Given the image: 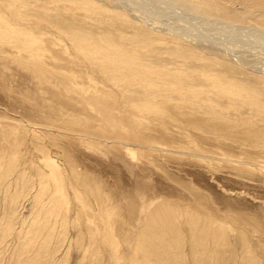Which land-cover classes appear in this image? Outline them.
I'll return each mask as SVG.
<instances>
[{"label":"rangeland","instance_id":"374dc122","mask_svg":"<svg viewBox=\"0 0 264 264\" xmlns=\"http://www.w3.org/2000/svg\"><path fill=\"white\" fill-rule=\"evenodd\" d=\"M105 1L108 2V0H0V15H2L5 20L2 24L6 25L9 20V23L12 22V27H15L14 30L17 32H35L34 34L42 40L41 46L43 54L41 62L44 61L43 64H40V68H36L31 64L32 56L28 51L0 40L1 154H5L6 158L10 154H16L15 158L17 159L16 163L18 162V169L20 171L28 169L29 172L31 171L30 175L32 174V177L35 178L34 174L39 175V167L35 164L37 157L35 158L36 151L32 148L35 145L33 143L31 129L34 127V129L38 128L41 130L42 133L36 134L41 137V140L37 142L39 147L37 151H41V149L45 147V155H50L53 159L60 161L61 170L68 187L71 186V180L73 179L70 167L75 164L78 165L81 171L87 172L88 181L92 183L99 182L106 191L110 192L115 197L120 207V214L117 216L116 231L118 230L117 235L123 241L122 249L128 248L135 238L137 239L135 236L143 229L141 222L148 206L151 207L160 205L161 203H168L176 205L184 211L183 214L186 216L182 219L185 225H187L185 222L189 218V216H187L189 212H199L202 219H205L207 216H212L215 220L227 221V225H230L228 230L231 231V240L237 246H239L240 238H238L239 233L233 229V225H252V227L255 228L254 230L257 229V232L252 230L250 234L253 232L251 235L253 236L255 244H257L258 247L261 246L259 250L263 257L264 179L256 175H243L239 171L231 168L225 161L216 159L224 155V152L211 143L208 144V142H203V138L200 137V135L214 136V134L212 135L201 131L202 134L199 133V136L191 137V134H195V131H185L179 119L170 117V113L176 111L180 101H186L190 105L195 106L199 113L201 107L205 108L207 112L211 109H215L231 118L246 121L251 124L250 126L254 127L256 130L258 129L259 132L264 134V113H261L259 110L261 103L263 104L262 106H264V78L260 76L261 72L259 73V71H254L251 68H254V66L258 68L264 65V58H261V60L258 56H252L255 55L254 49H259V51L256 49L258 53L264 50V0H180L181 3L179 0H172V2L177 3L180 7L186 8L191 14L205 19H212L213 25H216L214 21L217 23L220 22L219 25L213 26L217 29L221 28L220 25L222 23H225V25L230 23L235 27L225 29L226 31L224 34H221L222 36L217 39L213 38V40V36L208 39L210 35H208L209 33L207 32V34L205 33V29L202 28L204 26L201 22H199V24L197 19L190 16V14L188 15L191 21L185 19L188 18L186 15L187 13L184 12L186 15L185 17V15L181 13V9L179 8L180 10L178 11L175 5V9L173 7L171 9V6L167 5L162 8V6L159 7L155 2H152L160 8L156 7L159 9V12L154 4L151 5L152 3H149L148 11H145V9H142V12L137 11V14L145 18L149 17V19H146L147 21H155V25L165 28L168 25L172 29L173 27L180 29H183V27L185 29L186 27L190 29L191 32L194 30L193 32H198V34L202 35L201 37L205 36V43H210L215 45V47L219 45L222 49H224V46L229 47V49H227V51L230 50L229 54L233 53L237 55L245 53L244 55L248 56L249 59L252 57V59H250V64L252 63L251 67H248V64L243 63L242 60L236 59L239 55L236 58L231 55L232 59L218 55L216 62H213L214 64L210 59L204 60L207 54L204 53V56L203 53H201L202 51L193 52L192 49L189 50L188 47L185 48L183 45L186 43L190 48H193L195 47L193 42H187L171 34H160L158 30H155L156 33L150 31L143 32L142 30L145 28V25L149 26L151 22L148 23L145 20V22L137 21V23L132 17H120L122 16L121 12H116L117 10L112 9ZM166 7H169L168 10ZM151 8L153 11L150 10ZM165 10L168 12H165ZM173 10L174 12L175 10L178 11V14L180 13L181 16L172 15L174 13ZM156 11L157 14H160L154 16ZM37 13H39L38 15H40V13L42 15L46 13V18L43 19L44 14L42 19H40ZM23 14H26L24 18H28L20 21L21 18L19 17ZM12 16H17L16 18L19 21L16 19L14 20ZM151 17L155 18L153 19ZM177 17L180 18V20ZM50 18H52L53 21H56L54 19H58V21L66 20V22L83 29L85 32L86 30H88L87 32L90 34L93 32L91 36H94V38L87 36V39L93 42L95 41L96 43L98 42L96 49L98 54L97 58L91 52L86 51L87 53L85 54L76 49L77 47L74 46V43H71L73 42L71 41L73 40L72 37L56 29L50 23ZM183 19L185 21L184 23ZM158 20L161 22L157 23L156 21ZM194 20L196 21L194 22ZM13 21L14 23L16 21L17 25L16 23L14 25ZM173 21L175 22L173 23ZM22 22H25V25ZM32 22L34 23L32 24ZM26 23L28 28L26 27ZM28 23L32 25L29 27ZM37 23L39 26L35 25ZM195 23H198L196 28L194 27ZM18 24H20L19 27ZM205 26L208 28L211 27ZM39 31H44V34L42 35ZM256 31L257 37L258 35L260 37L259 39L254 36L256 35ZM136 33L142 35L146 33L147 36L154 39L160 37L163 41L157 43L152 42L147 48L140 49L135 46L134 41L133 44L131 43V38L133 37L131 35H135ZM119 34H122L124 37H121ZM261 35L263 39H261ZM244 36H246V38ZM206 37L208 40H206ZM24 38L25 37L21 35L17 40L21 41ZM249 38L252 40L255 38L258 42L254 40L252 43V40L250 41ZM108 39H110V41ZM201 40H203V38H201ZM215 40L220 42V44ZM246 40L249 41V44ZM235 41L240 45L242 44L241 47L238 45L236 48L237 44L234 43ZM99 42L103 44L100 46ZM162 42L164 44H162ZM243 42L245 44H243ZM255 42H257L256 44L261 42V44H259V46L257 45V47ZM233 43L235 45L234 49L238 51H233ZM116 44L118 47L121 46L125 49V51H128V49H130L129 51L131 52L135 50L138 51L136 54L139 55L141 61L145 60L143 62L146 63L150 60L159 65L161 69L173 71L179 68L182 71L186 69V71L195 78L194 83L196 85V90H189L186 86H181L176 90L172 89V91L171 86L167 82L165 86L155 88L153 87L154 81H157L156 83L160 86L163 84V80L155 79L154 77L148 80L150 81L152 79V84H148V82L145 84L144 80L135 82L134 78L131 76L129 79L123 80L126 70H124V73L118 74L119 71L114 69L112 65L113 62H111V66L103 64V54L101 51H116ZM251 45L256 46V48ZM112 46L113 49L111 48ZM100 47L103 48L101 49ZM175 48H177V50ZM9 52L12 55H10ZM196 53L198 57L194 56ZM202 57L203 59H201ZM219 60L221 61L220 64L217 63ZM101 65L105 66L102 67L103 70ZM110 69L111 71H109ZM199 71L203 72L202 74H209L214 79L221 78L219 81L220 85L219 83L217 84L216 81L213 82L212 80L205 79ZM207 71H209V73ZM231 73V77L237 82L249 84L251 87H254L256 91L258 90L257 92H260L259 106L257 108L254 106L252 107V104L250 105L244 101L242 106L240 104L242 100H234L229 96L230 93H227L224 88H222L224 86L223 83L226 82L223 80L225 78H231L228 76ZM142 75L146 76L147 74L142 73ZM115 76L118 77L116 78ZM120 77H122L121 81H119ZM115 78L116 80H114ZM237 79H239V81ZM122 81L124 82L122 83ZM222 90L224 92H222ZM230 99H232V101ZM168 100H170V102L167 104ZM145 102L147 104H153V102L155 104H164L163 106L165 108L167 107L166 109L168 110L167 120L154 119L152 114L149 115V112L142 111V106L146 104ZM244 103H247L249 107ZM139 108L141 109L139 110ZM151 108L153 112V106ZM183 110L188 111L189 108L185 106ZM140 115L150 117L151 119L153 118V121L147 120L146 126H143L140 124L138 118ZM17 123L18 125L16 126ZM148 123L158 128H162L161 125L165 124L173 129L174 132H172L174 136L169 135L171 137L166 138L162 135L154 138L153 133L156 134V132H154L155 130L149 129ZM31 125L34 126L32 127ZM15 126L17 128L19 127L18 129L20 131ZM256 126L260 128H256ZM27 128L28 130H26ZM177 131H181V134ZM85 135L102 137V150H96L86 145L83 142L84 139L86 141L91 137L87 138ZM193 138L196 139V141H191ZM158 142L159 145L157 144ZM153 146H164L169 150L162 151L161 149L158 151ZM172 149L175 152H173ZM179 149H184L185 153L210 155L215 159L211 162L199 156L194 157L183 153L181 155V153H176ZM134 150H137V152ZM166 151H170L171 153ZM233 152H237L236 148ZM68 153L70 155H68ZM27 157L31 158L32 163L30 160H27ZM6 163L8 164L9 162L6 160ZM6 163L0 164L1 170L5 171L7 169ZM27 164L28 166H26ZM22 165L23 167L21 168ZM50 180L53 179L50 178ZM70 190L71 188H69V191ZM92 205L95 206L94 201H91V206ZM33 207L35 206L30 203V200H25L20 209L23 217L29 218V223L34 219L32 217V220H30V211H33ZM69 210V215H72L71 218H73L75 212L74 207ZM0 212H2V209ZM37 214L38 212L35 209V218L38 217ZM96 214L97 213L94 212L93 221L97 224L95 229L97 233H105L103 221L106 223L107 218L102 217L100 213L99 215ZM48 215V218L51 217L56 220L55 216ZM2 217L3 212L0 214V218ZM239 219H241V221ZM86 220L85 214L83 212H78L77 220H75L76 225L72 226L74 225L73 223L69 227V235H71L70 242L74 244H71L70 248L72 249H69L70 252L68 251L69 263L67 262V264H77L76 262L78 261L85 263L84 257H81L84 244L80 245L81 240L78 242L77 239L79 240L81 238L79 231L83 227L82 223ZM256 221H259L262 225H258ZM0 222L6 221H4L3 218L0 219ZM89 222L93 224L91 221ZM113 223L115 225V218ZM19 226V224H16V230H19ZM46 229L47 227L43 230L45 231ZM236 233H238V235ZM100 235L104 241L105 235L101 233ZM77 236H79V238ZM236 239L238 241H236ZM108 253L109 252L106 254V260L111 263L113 259ZM2 257H4V255ZM1 259L2 262H0V264H6L8 261L6 258Z\"/></svg>","mask_w":264,"mask_h":264},{"label":"bare ground","instance_id":"6f19581e","mask_svg":"<svg viewBox=\"0 0 264 264\" xmlns=\"http://www.w3.org/2000/svg\"><path fill=\"white\" fill-rule=\"evenodd\" d=\"M152 2H155L156 5H158L159 7L162 6V8H163V6L165 7V5H167V6H171V9H172V7L175 9V7L177 6L176 8L178 11L181 9L180 10L181 13H183V14H184V12L187 13L186 15L188 18H185V19L191 21V19L189 18L190 16L197 19V22L198 23L201 22L202 25L204 26L202 28L205 29V33L206 32L209 33L208 35H210V37H208L206 35L207 33L205 34L208 37V39L211 38V36H213L212 40H213V38L217 39L218 37L222 36L221 34L225 33V31H226L225 29L235 28L230 23L229 24L226 23L228 25H225V23H222L220 25L221 28L217 29L213 26H216L217 24L219 25L220 22L217 23L216 21H214L216 25H213L214 23H212L213 22L212 19H205V18H201L195 14H191L187 11L186 8L180 7L177 3L172 2V0H148V1L147 0H140V1H138V0L137 1L136 0H108V2L105 1V3L109 6H111L112 9L117 10L116 12H121L122 16H120V17H126V18L132 17L135 22H137V21L145 22V20L147 18L149 19V17L145 18V17L137 14V11L142 12V9L143 10L145 9V11H148L149 3H152ZM180 3H181V1H180ZM153 4L154 3H152L151 5H153ZM156 5H155V8L156 7L159 8ZM174 5H175V7H174ZM166 8H164V9H166ZM168 8H167V10H168ZM159 9H157L158 12H159ZM150 10H152V8ZM167 10H165V12H168ZM152 11H150V12H152ZM178 11L175 10V12H174V10H173V12L175 14L173 13L172 15H177V16L180 15V13L178 14ZM150 12H148V13H150ZM22 13H24V12H22ZM22 13H19V14H22ZM194 13H196V12H194ZM38 14L39 13H37V15ZM154 14H155L154 16H156V15H159L160 13L157 14V11H156ZM188 14H190V16ZM14 15H15V13H14ZM24 15H26V14L20 15V17L18 16L19 18H21L20 21L22 19L25 20L26 17L24 18ZM43 15H44L43 19H45L46 13H43ZM43 15L40 13V15H38V16L40 17V19H42ZM186 15H185V17H186ZM149 16H150V14H149ZM1 17H2V15H0V40L6 41L7 43H11L16 47H19V48H22L23 50L28 51L32 56L31 64L36 68H40V64H43V62H44V61L41 62L42 54H43L42 53L43 50H42V46H41L42 40H40L36 36V34H34L35 32H32V31H30L28 33H26V31H25V33L21 32V31L17 32L16 30H14L15 27H12V24H11L12 22L10 21L11 23H9V20H8V23L6 25H3L2 22L3 21L5 22V20L3 19L4 17H2V18ZM12 17L14 20L15 19L17 20V18H16L17 16L16 17L12 16ZM151 18H153V17H151ZM9 19H11V18H9ZM178 19L180 20V18H178ZM36 20H39V19H36ZM54 20H56V21H53V19L50 18V23L56 29H59L61 32H64L67 35H70L73 40L70 39L71 38L70 36H69L70 37L69 39L71 41H73L71 43H74V46L77 47L76 49L84 52L85 54L87 53L86 51L91 52L97 58L98 54L96 52V49H97V43L98 42L96 43L95 41L93 42V41H90L87 39L88 37L94 38V36H91V34L93 32L91 34L87 32L88 30H86V32H85L83 29L78 28L76 26H73L72 24L66 22V20L65 21L64 20L58 21V19H54ZM155 20H157V19H155ZM208 20H212V21H208ZM17 21H19V20H17ZM165 21H167V20H165ZM190 21H188V22H190ZM195 21L196 20H194V22ZM147 22L150 23L151 21L149 22V20H148ZM156 22L158 23L161 21L158 20ZM174 22L175 21H173V23ZM177 22H179V21H177ZM184 22L185 21L183 19V23ZM15 23H16V21H15ZM15 23L13 21L14 25H15ZM18 23H20V22H18ZM29 23H28V26L30 27L34 22H32L31 25H29ZM198 23L194 24L195 28H196V25H198ZM64 24H68V25H64ZM204 24L207 26H211V27H209L211 29L206 27ZM16 25H17V23H16ZM19 25L20 24H18V27H19ZM35 25L39 26L38 23ZM167 26L165 28V27H161L159 25H155V21H153L149 24V26L145 25V28H143L142 31L143 32L144 31H150V32L156 33L155 30H158L159 31L158 33H160V34H164V35L171 34V35H174L175 37L182 38V39L186 40L187 42L188 41L193 42L194 46H195L193 48H190V46L186 43L183 45L185 48L188 47L189 50L192 49L193 52L194 51L195 52L202 51L201 53H203V55H204V53L207 54L206 56L204 55L205 56L204 60L210 59L212 61V63L216 62L218 55H220L222 57L223 56L228 57L229 59H232L231 55L234 56L235 58L239 55L236 59L242 60L243 63L248 64V67H251L252 63L250 64V61H251L250 59H252V57H250V59H249L248 56L244 55L245 53L244 54L241 53V54H237V55H235L233 53L229 54L230 50L227 51V49H229V47L224 46V49L226 48L224 50V49L220 48L219 45L215 47V45H212L210 43H205V40H204L205 36L201 37L202 35L198 34V32L195 33L196 31L193 32L194 30H192V32H191L190 29H188L186 27H185V29H184V27H183V29L174 28V27L172 29L169 26L168 27ZM170 26H171V24H170ZM26 27H27V23H26ZM179 27H181V26H179ZM24 28H22V29H24ZM34 28H36V27H34ZM190 28H192V27H190ZM199 28H201V27H199ZM237 29H238V27H237ZM240 29H241V27H240ZM29 30H30V28H29ZM39 30H40V27H39ZM211 30H214V31H211ZM248 30H249V28H248ZM208 31H210V32H208ZM89 32H91V31H89ZM40 33L43 35L44 31L40 32ZM64 33H62V34H64ZM258 33H261V32H258ZM21 35L25 38L22 39L21 41H18L17 38H19ZM101 35H99V36H101ZM119 35L121 37H124L122 34H119ZM103 36H104V34H103ZM131 36H133L131 38V43L133 44V41H134L135 46H137V48L139 47L140 49L147 48V46L149 44H151L152 42L157 43V42L163 41L162 38H160V37H158L157 39L151 38L150 36H147L146 33H144V35H142L140 33H136L135 35H131ZM254 36L257 37V31H256V35H254ZM207 37H206V40H208ZM244 37L246 38V36H244ZM201 38H203V40H201ZM233 38H234V36H233ZM247 38H248V36H247ZM255 38L253 40L250 38L249 39H250V41L252 40V43H253L254 40L257 41ZM257 38L258 39L260 38L259 35ZM125 39H126V37H125ZM261 39H263V36L261 37ZM108 40L110 41V39H108ZM113 40H114V38H113ZM242 40H243V38H242ZM247 40H246V42L248 43L249 41H247ZM215 41H217V40H215ZM237 41H238V39H237ZM228 42H229V40H228ZM240 42H242V41H240ZM244 42H243V44L246 43V42L245 43ZM257 42H255V44ZM109 43H111V42H109ZM218 43L220 44V42H218ZM234 43L237 44L236 48L238 47V45H240L236 41ZM234 43H233V45H234ZM3 44H5V43H3ZM42 44H44V43H42ZM102 44L100 43V46ZM162 44H164V43L162 42ZM175 44H176V42H175ZM259 44H261V42L256 44V46L257 45L259 46ZM13 45H12V47H13ZM241 45H240V47H241ZM254 45H251V46H254ZM229 46H230V44H229ZM256 46H254V47L256 48ZM16 47H15V49H16ZM105 47H107V46H105ZM116 47H117V50L113 51V52H111L110 50L109 51H105V50L101 51V53L103 54V62H104L103 64L111 66V62H113L112 65H113L114 69L120 72V73L118 72V74L124 73V70H126L124 73V76H123V80L129 79V77L131 76L134 78L135 82H137V81L141 82L142 80H144L145 84H147V82H148V84H152L153 83L152 79L150 81H148V80L150 78L154 77L155 79L163 80V84H161L160 86L158 85V83H156L157 81L156 82L154 81L153 87H155V88L165 86L167 83H169V85L171 86V90L172 89L176 90L177 88H179L181 86H186L189 90H191V89L196 90V85L194 83L195 78L192 75H190L189 72L186 71V69L183 68L185 71H182L180 68L177 70H174V71L169 70V69H161V67L159 65H157L154 62H151L150 60H148V62H146V63L143 62L145 60L141 61L139 55L136 54L138 52L136 50L131 52V51H129L130 49H128V51H125V49H123L121 46L118 47V45H117ZM184 47H181V48H184ZM234 47H235V45L232 48L234 49ZM111 48L113 49V46ZM118 49H120V50H118ZM131 49H132V47H131ZM175 49L177 50V48H175ZM238 49L242 50L241 48H238ZM256 49H254L255 55H252V56H258V57H260L259 59H261V58L263 59L264 58V55H263L264 54V50H263L264 48L263 49L261 48L263 50V52H259V53L257 52V50L259 51V49H257V50ZM189 50H187V51H189ZM233 51H238V50L234 49ZM9 54H10V52H9ZM10 55H12V54H10ZM194 56L198 57V54L196 53V54H194ZM14 58H15V56H14ZM201 59H203V57ZM236 59H233V60H236ZM119 60H120V63H119ZM217 63L220 64L221 61L219 60V62H217ZM257 65H258V63H257ZM102 67H105V66L101 65V68ZM121 67H123V68H121ZM248 67H245V68H248ZM251 68L254 71H259V73L261 72L260 76L264 78V65L263 66L261 65L258 68H256V66H254V68L253 67H251ZM102 70H103V68H102ZM106 70H108V69H106ZM109 71H111V69ZM107 72H105V73L109 74ZM165 72H166V75H165ZM207 72L209 73V71H207ZM212 72H214V71H212ZM142 73H145L147 75L143 76ZM199 73L202 74L203 72L199 71ZM222 73H225V72H222ZM63 74H65V73H63ZM116 74H117V72H116ZM39 75H40V72H39ZM202 75L204 76L205 79L212 80L213 82L216 81L217 84L219 83V85H220L219 81L221 80V78L214 79L207 73H204ZM231 75H232V73L228 76L231 77ZM116 78L114 80H116ZM121 78L122 77H120L119 81L122 80ZM224 78H225V75H224ZM234 78H235V76H234ZM237 80L239 81V79H237ZM241 80H243V79H241ZM223 81H226V82L223 83L224 86L222 88H224V90L227 93H230L229 96L232 97L234 100H236V101L242 100L240 102V104L242 106H243V101L249 103L250 105L252 104V107L254 106L257 108L259 106L258 102H259V98H260L261 94H259L260 92H257L258 90L256 91L254 87H251L249 84L237 82L232 77L231 78H225ZM123 82L124 81H122V83ZM135 85H136V83H135ZM135 85H133V86H135ZM149 86H152V85H149ZM218 87H220V86H218ZM202 88H203V86H202ZM222 92H224V91L222 90ZM153 100H151V101H153ZM230 100L232 101V99H230ZM169 102H170V100L167 101V104ZM247 103H244V104L246 105ZM163 105L155 104L154 102H153V104H150V103L147 104L146 103L142 106V111L149 112L150 113L149 115L152 114L154 119H161V120L166 121L167 117H168V110L166 109L167 107L165 108ZM231 105H233V104H231ZM262 105L263 104L261 103V105L259 106V110L261 113H264V110H263L264 106H262ZM150 106L151 107L153 106V109H154L153 112H152V108ZM185 106L189 108L188 111L183 110V107H185ZM247 106H248V104H247ZM140 109L141 108H139V110ZM249 109H251V108H249ZM200 113L198 112V110L195 106L190 105L186 101H180L176 111L170 113V117L179 119V121L183 124L182 128H184L185 131L188 132V130H194L195 134L194 133L191 134V137L199 136V133H201V131L208 133V134H212V135L214 134V136H211V135L202 136V135H200V137L203 138V142H208V144L211 143L212 145L221 149L224 152L223 153L224 155H221V156L217 157L216 159H220V160L225 161L231 168L239 171L243 175H246V176L256 175V176H259V177L264 179V134L259 132L258 129L256 130L254 127L250 126L251 124L247 123L246 121L241 120V119H237V118H231L227 115H224L222 112H218L215 109H211L210 111L207 112V111H205V108L201 107ZM138 118L140 120V124H142L143 126L145 124H147V122H146L147 120H149L151 122L153 121V118L151 119L150 117H147L144 115H140V116H138ZM149 123H148L149 129L155 130L154 132H156V134L153 133L154 138L156 136H162V135H163V137H166V138L171 137L169 135L174 136L173 129L168 127L167 125L163 124V125H161L162 128H158V127L154 126L153 124L149 125ZM28 124H30V123H28ZM7 125H9V124H7ZM17 125H18V123L16 124V126ZM34 125H31V126L33 127ZM2 126H3V124H2ZM15 127H14V130H15ZM24 127H26V126H24ZM257 127L258 126H256V128ZM258 128H260V127H258ZM261 128H263V127H261ZM26 130H28V128ZM13 131H12V133H13ZM31 132L33 135V143L35 145L32 148H34V150L36 151L35 152V158L37 157L35 164L37 167H39V172H38L39 175L34 174L35 178L32 177L33 176L32 174L30 175L31 171L29 172L28 169L21 170V171L18 169L19 168L18 162L16 163L17 159L15 158L16 154L15 155L10 154L6 158L5 154L2 155L0 152V164L2 165L3 163H6V160L9 162L8 164L6 163L7 169L5 171L0 169V210L2 209V212H3V217L0 219L4 218V221H6V222H0V259L6 258V260H8L6 264H67L68 259H69L68 258L69 257L68 251L70 252L69 249H72L70 247H71V244L73 243V242L72 243L70 242V239H71L70 236L71 235H69L70 234V231H69L70 228L69 227L73 223H74V225H72V226L76 225L75 220H77L78 212L79 213L83 212L85 214V217L87 220L82 223L83 227L79 231L81 238L79 240L77 239L78 242L81 240L80 245L84 244L83 245L84 246L83 252H81V257H84L85 263L78 261V262H76L77 264H264V259H263L264 256L263 257L261 256L260 250H259V247H261V246L258 247V245L255 244L253 236L251 235L253 232L250 234V232L252 230L253 231L257 230V229L254 230L255 228L252 227V225L251 226L249 224L245 225V226L233 225V229L239 233L238 238H240L239 246H237L231 240V237H230L231 231L228 230V228H230V225H227V221L215 220V219H213L212 216L211 217L207 216V217H205V219H202L201 216L199 215V212L193 213V212L188 211L189 215H187V216H189V218L187 221L185 220L186 221L185 223L187 224V225H185L183 223V219H182L186 216L183 214L184 211L181 210L176 205H171L168 203H161L160 205L156 204L157 206H151V207L148 206L147 211L144 213L143 218H142V222H141L143 229L141 228L142 230H140L138 232L137 236H135V237H137V239L135 238V240L132 242V244L128 248L122 249L123 241L117 235L118 230L116 231L117 216L120 214V207L117 204L115 197L110 192L106 191L104 189V187L102 186V184H100L99 182L92 183L91 181H88V176L86 174L87 172L81 171L78 168V165H75V164L71 165V167H70V171L73 174V179L71 180V186L68 187L66 179L63 176L64 174L61 170L60 161L53 159V157L50 155L46 154L47 155L46 156L44 154L45 147L42 148L41 151H37L39 149L37 142L39 140H41V137L36 135V134L42 133L41 130H39L38 128L34 129V127H33L31 129ZM177 132H179V134H181V131H177ZM85 136L87 138L91 137L90 139H88L86 141L84 139V141H83L90 148H93L96 150H100L102 148V144H101V143H103L102 137L100 138V137H97L94 135H85ZM42 137H43V135H42ZM26 141L29 142L28 140H26ZM191 141L194 142V141H196V139L193 138V140H191ZM8 144H10V143H8ZM157 144L159 145V142ZM28 145H30V144H28ZM153 147H155V146H153ZM155 148L158 151H160L161 149H162V151L163 150L164 151L169 150V149L165 148L164 146L163 147L158 146ZM235 148H236L237 152H233V150ZM60 149H62V148H60ZM202 149H205V148H202ZM134 151L137 152V150H134ZM166 152H170V151H166ZM173 152H175V151L173 150ZM176 153H181V155L183 153V154H187V155H192L194 157L199 156V157H202L204 160H209L211 162H213L215 159L213 156L205 155V154H201V153H185L184 149H181V150L179 149L178 151H176ZM68 155H70V154L68 153ZM19 157H20V155H19ZM29 158L27 160L31 161V158L30 159ZM67 158H66V160H67ZM33 162H34V160H33ZM31 163H32V161H31ZM66 163H67V161H66ZM26 166H28V164ZM22 167H23V165L21 166V168ZM3 168H4V166H3ZM50 178H52L53 180H50ZM70 178H72V177H70ZM69 188H71L70 191H69ZM25 200H27V201L30 200V203H32L33 206H35L32 208L33 211L32 212L30 211V213L32 215V216L30 215V220H32V217L34 218L33 221H30V223L28 220L29 218L28 219L24 218L23 214L21 213V210H20ZM1 201H2V203H1ZM91 201L95 202V206H93L94 204L92 206L96 207V208H93L91 206ZM72 207H74V210H75V212L73 214V218H71L72 215L71 216L69 215V213H70L69 209ZM35 209L38 212V214H37L38 217H36V218L34 217ZM2 212H0V214ZM94 212L97 213L98 215L100 213L102 215V217L107 218L106 223H105V221H103L104 226H105V230H104L105 233L100 232L101 234L105 235L104 241L102 240L100 233H97V231L95 229L97 224L94 223V221H93ZM48 214H50V216H55L56 220L52 219L51 217L48 218V216H49ZM114 218H115V225L113 223ZM239 220L241 221V219H239ZM89 221H91V222L93 221L92 222L93 224H91ZM259 221L258 222L256 221V222L258 225L261 226L262 224ZM16 224L20 225L19 230L17 229L18 232H17L16 227H15ZM243 224H246V223H243ZM45 227H47V229L44 231L43 229ZM184 227H185V229H184ZM238 233H236V234L238 235ZM77 237L79 238V236H77ZM236 241H238V240L236 239ZM107 252H109L108 254H110V257H112V259H113L112 261L110 260L111 263H109L106 260ZM3 255H4V257H2ZM0 262H2V259Z\"/></svg>","mask_w":264,"mask_h":264}]
</instances>
